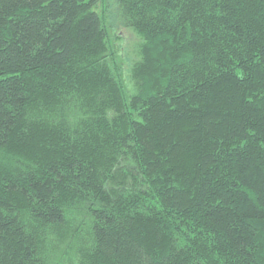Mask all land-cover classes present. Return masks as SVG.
I'll list each match as a JSON object with an SVG mask.
<instances>
[{
  "label": "trees",
  "instance_id": "obj_1",
  "mask_svg": "<svg viewBox=\"0 0 264 264\" xmlns=\"http://www.w3.org/2000/svg\"><path fill=\"white\" fill-rule=\"evenodd\" d=\"M0 264H264V0H0Z\"/></svg>",
  "mask_w": 264,
  "mask_h": 264
},
{
  "label": "rangeland",
  "instance_id": "obj_2",
  "mask_svg": "<svg viewBox=\"0 0 264 264\" xmlns=\"http://www.w3.org/2000/svg\"><path fill=\"white\" fill-rule=\"evenodd\" d=\"M112 23V34L114 35V38L118 35L117 39L115 38L116 47L121 54L123 66L127 67L128 59L129 57L131 59L133 55L132 47L137 38L121 18L113 16Z\"/></svg>",
  "mask_w": 264,
  "mask_h": 264
}]
</instances>
